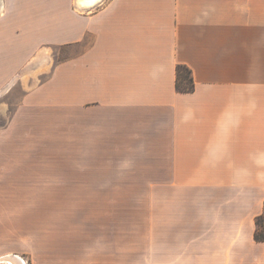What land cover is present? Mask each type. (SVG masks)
<instances>
[{"label": "crops", "instance_id": "0c3cea01", "mask_svg": "<svg viewBox=\"0 0 264 264\" xmlns=\"http://www.w3.org/2000/svg\"><path fill=\"white\" fill-rule=\"evenodd\" d=\"M76 45L50 70L37 53ZM26 61L27 78H46L14 121H71L72 148L68 163L18 176L111 189L150 175L175 194L151 264H264V0H0V62ZM178 64L193 91H177Z\"/></svg>", "mask_w": 264, "mask_h": 264}, {"label": "rangeland", "instance_id": "374dc122", "mask_svg": "<svg viewBox=\"0 0 264 264\" xmlns=\"http://www.w3.org/2000/svg\"><path fill=\"white\" fill-rule=\"evenodd\" d=\"M82 48L41 46L37 53L47 55L50 70ZM1 68L13 73L0 78V264H8L7 254L25 264H151L168 245L174 191L153 190L150 175L130 174L113 179L123 188H36L23 173L71 160V121H14L27 89L46 73L27 78L29 61L0 62Z\"/></svg>", "mask_w": 264, "mask_h": 264}, {"label": "trees", "instance_id": "16d2710c", "mask_svg": "<svg viewBox=\"0 0 264 264\" xmlns=\"http://www.w3.org/2000/svg\"><path fill=\"white\" fill-rule=\"evenodd\" d=\"M175 86L179 92H191L194 89V80L190 68L186 65L178 64L176 67ZM256 229L254 232L255 241L264 242V212L256 217ZM263 229H259L261 226Z\"/></svg>", "mask_w": 264, "mask_h": 264}, {"label": "bare ground", "instance_id": "6f19581e", "mask_svg": "<svg viewBox=\"0 0 264 264\" xmlns=\"http://www.w3.org/2000/svg\"><path fill=\"white\" fill-rule=\"evenodd\" d=\"M2 261L8 264H25V261L17 254H7L3 256Z\"/></svg>", "mask_w": 264, "mask_h": 264}]
</instances>
